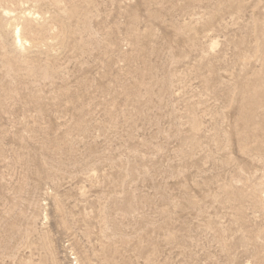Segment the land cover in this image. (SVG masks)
<instances>
[{
    "label": "rangeland",
    "instance_id": "obj_1",
    "mask_svg": "<svg viewBox=\"0 0 264 264\" xmlns=\"http://www.w3.org/2000/svg\"><path fill=\"white\" fill-rule=\"evenodd\" d=\"M0 264H264V0H0Z\"/></svg>",
    "mask_w": 264,
    "mask_h": 264
},
{
    "label": "bare ground",
    "instance_id": "obj_2",
    "mask_svg": "<svg viewBox=\"0 0 264 264\" xmlns=\"http://www.w3.org/2000/svg\"><path fill=\"white\" fill-rule=\"evenodd\" d=\"M18 26H19V25H18ZM16 35H17L18 42H19V43H20V42H23V39L21 38V34H20V31H19V30L16 31Z\"/></svg>",
    "mask_w": 264,
    "mask_h": 264
}]
</instances>
